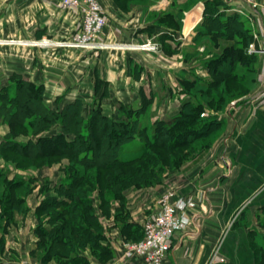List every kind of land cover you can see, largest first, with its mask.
Masks as SVG:
<instances>
[{"label": "rangeland", "instance_id": "1", "mask_svg": "<svg viewBox=\"0 0 264 264\" xmlns=\"http://www.w3.org/2000/svg\"><path fill=\"white\" fill-rule=\"evenodd\" d=\"M43 1L0 0V96L10 91L8 100L0 97V188L3 190L0 211L4 207L10 209L6 204L10 194L15 195V200H22L17 205L22 210L26 197L33 204L40 198V205L51 198L59 182L73 180L75 171H83L90 174L91 180L79 189L73 184L66 198L87 197L98 223L110 210L115 220L116 217L130 219L136 198L147 201V196L154 197L157 203L162 195L168 192L181 195L191 186H196L202 197L204 189L212 186L219 175L227 174V167L242 159L235 146L245 129L244 112L264 108L262 92L239 111L241 115L235 114L237 132L227 139L234 107H242L256 91L264 88V31L246 4L240 0L200 1L195 8L197 13H189L191 8L185 10L188 11L185 18L189 19L186 36L187 28L179 38L176 34L179 41H167L169 38L160 29L150 36L155 42L143 44L137 34L146 20H139L138 15L142 10L139 6L148 5L146 0H110L108 5L105 0H94L105 23L93 40L94 45L81 48L68 43L81 32L82 10L63 8L59 0H53L62 13L60 20L67 15L65 20L73 23L59 22L52 30L57 14L51 6L49 12L44 10L42 14L39 4ZM228 1L236 7H228ZM246 2L264 14V2ZM43 32L48 35L43 38L48 41L46 44L40 43L44 41L40 38ZM146 45L150 49L142 48ZM229 51L236 54L233 69L228 66ZM131 57L141 58L147 69H139L140 65ZM100 66L114 78H129L132 84L151 72L154 83L146 85L154 91L148 95L151 100L145 98L140 87H112L97 71ZM71 104L74 106L69 109ZM187 104L195 111L189 127L178 119ZM77 108L78 113L73 115L71 111ZM39 114L42 118L36 123ZM96 114L112 122L131 123L134 126L131 140L117 148L111 140L109 125L104 121L94 123ZM208 123L212 127L200 137L181 139L180 134H185L186 128L201 130ZM63 127L77 139V144L59 146V153L53 156L42 153L41 147L34 145L38 138L57 130L62 132ZM156 127L165 132H158ZM167 129L176 133L172 141L171 137L163 136ZM152 134H156L157 142L153 146L149 144ZM103 138L106 143L99 147L100 155L92 151L90 160L75 162L76 151L92 146L97 149L96 141ZM177 139L182 140L180 145L168 146ZM117 151L120 158L130 160L127 165L110 164L109 156ZM141 152L145 153L144 157L133 162ZM143 160L151 162L147 166L142 164L153 173L151 182H135L131 177ZM258 187L250 203L264 191L263 182L253 186ZM75 201L73 206L88 215V204L78 205ZM260 208L255 211L249 230L255 231L253 240L260 237L262 243L264 208ZM242 218L241 212L232 224L246 225ZM6 220L9 225L11 220ZM255 252L256 264H264V248Z\"/></svg>", "mask_w": 264, "mask_h": 264}, {"label": "crops", "instance_id": "2", "mask_svg": "<svg viewBox=\"0 0 264 264\" xmlns=\"http://www.w3.org/2000/svg\"><path fill=\"white\" fill-rule=\"evenodd\" d=\"M105 1L107 5L110 3V0ZM146 1L148 5L146 7L140 5L139 9L143 11L141 10L138 15L139 20H146L137 34L143 44L148 41L155 42L150 36L159 32L160 29H162L160 32L165 35L164 37L169 38L167 41H179L180 39L178 38L183 34L185 28H187V31L184 35L186 36L188 33L189 19L185 18V14L188 15L186 13L188 11L185 10L191 8L189 13H193L198 2L203 1L206 3L209 0ZM240 1L256 14L264 31V14L260 10L253 8L246 0ZM256 1L264 2V0ZM39 6L43 10L42 14H44V10L45 13L49 12L50 6L53 11L55 10L58 20H55L52 30L57 28L59 22L66 25L73 23V20H65L67 15L62 16L64 20H60L62 13H60V9L57 7L58 4L55 1L45 0ZM227 6L236 7L232 4V1H228ZM172 28L178 32L173 33ZM43 29L39 28L40 31ZM177 33L179 36L176 39ZM45 36L48 35L43 32L40 37L41 40H46L43 39L46 38ZM131 59L136 61V63L133 61L135 64L140 65L139 69H147L144 64L142 65L141 58L139 60L131 57ZM149 68L153 69L151 66ZM97 71L112 87L129 88L132 85L133 88L140 87L143 89V95L146 96V99H149V94L154 93V91H150L149 86H146L148 83H154L153 74L149 71L150 75L147 77L141 75L138 79H135L137 81H134L133 84L129 78L124 79L121 76L114 78V75L105 71L102 66ZM262 92H264V88L256 91L248 99V102L245 100L246 103L242 107L233 109L234 113L231 117L233 125L227 138L228 140L234 137L237 132L238 122L235 114L241 115L242 113L240 114L239 111L243 107L250 105L258 94ZM243 122L244 132L239 139L238 145L235 146V151L242 159L233 167H227V174L219 175L212 186L204 189L202 197H200L196 186H191L184 194H175V196L195 198L197 206L190 212L191 223L187 230L175 233L172 236L171 247L166 256L165 264H256L258 256L255 255V251L264 248V242H260V237H255V240H253L252 234L255 231L249 229L252 226L250 223H252L255 211L260 207V209L264 208V191L258 194L253 203H250L249 200L260 188L254 189L253 186L262 182L264 184V108L259 107L256 110L252 108V111L244 112ZM57 133L60 134L61 131L57 130ZM73 138L72 135H69L68 141ZM65 183H69V181L67 180ZM60 185L61 183L59 182L57 187L53 188L51 197L57 196L56 192ZM154 201V197L149 196H147V201L136 198L133 208L130 210V219L116 217L117 220H115L114 214L111 213L112 211L107 212L105 218H101L102 220H100L98 225L103 239L101 246L108 249L109 253L98 257L93 255L91 250L87 248L84 250L83 256L90 264H144L139 258L130 260L122 258L121 244L125 240L136 241V239L142 237L145 220L157 210V203ZM40 202V198H37L35 204H33V201L26 197L23 203L26 213L15 212L9 225L5 221L0 224L1 264H58L55 260L43 262L38 255L37 242L39 239L36 233L38 223L35 211ZM242 206L244 208L241 211ZM241 212L242 219H245L244 222L247 221L246 225L232 224L233 221L235 223V217ZM116 214L118 215V213ZM45 226L50 228L48 225ZM253 247L255 249L254 252ZM220 260H223V262Z\"/></svg>", "mask_w": 264, "mask_h": 264}, {"label": "trees", "instance_id": "3", "mask_svg": "<svg viewBox=\"0 0 264 264\" xmlns=\"http://www.w3.org/2000/svg\"><path fill=\"white\" fill-rule=\"evenodd\" d=\"M235 56L236 54L229 51V64L228 66L230 69H233L234 62H235ZM14 93L17 92L16 90L13 91ZM10 91H7L5 95L0 96L1 99L8 98L6 96H9ZM17 97H14V100H16ZM74 104L68 105L69 109H72ZM130 113H134L132 111H129ZM73 115H76L78 113V108L71 111ZM195 111L192 109V107L187 104L183 108L182 115L178 117V119L182 120L185 124L190 126L191 120L195 119ZM38 117V116H37ZM36 117V123L37 120H40L42 116L39 114V119ZM96 122H102L107 125H109V130L111 134V140L117 145V148H119L121 143L123 142L128 143L130 141L132 135L131 133L134 132V126L131 125L129 122H112L111 120H107L105 117L100 116L99 114H96L95 116ZM201 121V120H200ZM202 122V121H201ZM34 122V125H36ZM21 125V128L25 130V127ZM192 124V123H191ZM212 123L204 124L203 128L201 130H191L189 128H183L187 131H185V134H180L181 139H195L197 137H200L202 133H206L210 130L212 127ZM217 125V124H214ZM157 131L165 132L162 129H159L158 127ZM41 128L38 129V131ZM65 128L63 127L62 132L60 134L58 133H52L50 135L43 136L41 138H38L36 140L35 144L36 146H40L42 153H45L47 155L53 156L57 153H59L58 147H69L72 146V144H77V139L73 138L70 141H68L69 133L65 132ZM66 130H68L66 128ZM37 131V130H35ZM42 131V130H41ZM142 132V131H141ZM140 134V133H139ZM164 134V133H163ZM175 131L168 130L163 136H167L168 138L171 137L172 141L175 137ZM81 135V133H80ZM141 135V134H140ZM144 135V134H143ZM82 136V135H81ZM156 134H152V138L150 140V145H156L157 142L154 140V137ZM177 137V136H176ZM170 139V138H169ZM169 141V142H170ZM98 144V148L90 147L82 152L76 151L75 154H73V159H75L76 163H84L85 160H90L92 151L93 153H97V155H100L102 153L101 149L99 147L105 146L106 139L103 138L102 140L96 141ZM182 142V140H174L172 143L170 142L168 144L169 147H175L177 145H180L179 143ZM146 146L148 149L149 146ZM144 152H141L138 154L134 159V161H137L144 157ZM117 155V156H116ZM116 155L109 156L111 158V163L114 164H122L127 165L130 160H123L120 158L121 154L119 151H117ZM109 158V159H110ZM150 160V159H149ZM132 161V160H131ZM141 162V161H140ZM151 162L143 160L141 162V165L144 166L149 165ZM143 165L140 167H137L132 174V179H134L135 182L137 181H147L151 182L152 178L151 175L153 173H149L150 171H146L145 168H143ZM90 175V174H89ZM87 173L83 171H75L73 175V180H69V183H63L61 184L58 189L57 193L58 195L55 197L47 198L44 202H42L36 209V219H37V229L36 233L38 235V242H37V250L38 255L41 257V260L43 262H48L50 260H55L58 264H90V262L83 256V252L85 249L89 248L93 255H97L98 257H102L104 255H107L109 253L108 249H105V247L101 246L102 236L100 233V228L98 225V221L96 220L95 214L92 212V207L88 203V199H75L72 197L71 199L66 198L70 196L71 189H73V184L75 186H78V189L80 186H83L86 184V182L91 180L90 176ZM121 174V178H122ZM136 179V180H135ZM0 188V198H2L3 190ZM81 190V189H80ZM79 190V191H80ZM84 191V190H83ZM8 200H6V204H8V210L6 207L3 208L2 211H0V224H2L3 221L7 223V219H12L15 212H22L25 211V207L23 206L22 209L18 208L17 205L22 203V200H15V195H7ZM63 198V199H61ZM5 201V200H4ZM76 202L78 205H87L88 204V215H85L83 211H80L77 206H73V202ZM10 203V204H9ZM12 203V204H11ZM15 206H11V205ZM7 209V211H5ZM8 212V214H7ZM10 215L9 217H6ZM84 217V218H82ZM45 225H48L50 228H47ZM135 232V231H134ZM142 237H140L141 239ZM140 239H136L140 240ZM130 241V239H129ZM135 241V240H131ZM1 264V263H0Z\"/></svg>", "mask_w": 264, "mask_h": 264}, {"label": "built area", "instance_id": "4", "mask_svg": "<svg viewBox=\"0 0 264 264\" xmlns=\"http://www.w3.org/2000/svg\"><path fill=\"white\" fill-rule=\"evenodd\" d=\"M63 8H79L84 14L81 32L68 45L85 48L92 45L105 20L94 0H59ZM94 45V44H93ZM142 48L150 49L149 46ZM195 198L175 196L168 192L157 200V210L143 224V235L137 241H123L122 258H139L144 264H165L175 233L185 232L191 223L188 212L195 209ZM223 262V260H220Z\"/></svg>", "mask_w": 264, "mask_h": 264}, {"label": "bare ground", "instance_id": "5", "mask_svg": "<svg viewBox=\"0 0 264 264\" xmlns=\"http://www.w3.org/2000/svg\"><path fill=\"white\" fill-rule=\"evenodd\" d=\"M40 43H42V44H46V43H48V41H47V40H44V41H42V42H40Z\"/></svg>", "mask_w": 264, "mask_h": 264}, {"label": "water", "instance_id": "6", "mask_svg": "<svg viewBox=\"0 0 264 264\" xmlns=\"http://www.w3.org/2000/svg\"><path fill=\"white\" fill-rule=\"evenodd\" d=\"M233 107H234V106H233ZM233 107H232V108H233ZM234 108H235V107H234Z\"/></svg>", "mask_w": 264, "mask_h": 264}]
</instances>
